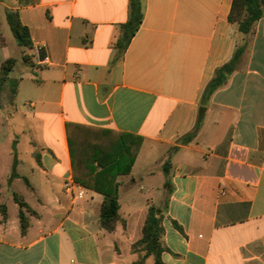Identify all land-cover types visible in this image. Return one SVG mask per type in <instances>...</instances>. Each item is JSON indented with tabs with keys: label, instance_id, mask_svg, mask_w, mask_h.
I'll return each mask as SVG.
<instances>
[{
	"label": "crops",
	"instance_id": "1",
	"mask_svg": "<svg viewBox=\"0 0 264 264\" xmlns=\"http://www.w3.org/2000/svg\"><path fill=\"white\" fill-rule=\"evenodd\" d=\"M233 1L142 0V24L119 54L131 0H0V76L17 60L8 76L16 93L0 94V194L12 193L15 209L0 195V264H134L151 206L163 217L165 264H264V18L242 34L229 21ZM9 11L29 29L31 65L20 66ZM244 44L196 137L181 144L207 85ZM70 124L142 141L130 174L117 176L112 232L100 222L103 194L65 192L74 180ZM15 196L37 213L26 234Z\"/></svg>",
	"mask_w": 264,
	"mask_h": 264
},
{
	"label": "trees",
	"instance_id": "2",
	"mask_svg": "<svg viewBox=\"0 0 264 264\" xmlns=\"http://www.w3.org/2000/svg\"><path fill=\"white\" fill-rule=\"evenodd\" d=\"M6 18L18 46L33 49L29 29L22 24L19 14L9 11ZM262 18H264V0L233 1L229 21L237 23L242 34H252L256 24ZM142 21V0H131L129 19L120 26V36L115 44L119 54L125 53L139 30ZM246 46L244 44L239 47L232 60L216 71L214 78L207 85L202 95L197 123L189 134L180 139L181 144H188L196 137L203 123L206 107L211 96L237 70ZM41 55L43 56V54ZM16 61L15 58H10L1 65L0 94L5 83L12 82L8 76L13 71ZM13 83L15 84V94L17 84L15 81ZM67 137L74 181L104 195L100 222L102 228L112 232L116 229L120 220L117 176L130 174L142 141L141 139L135 141L133 137H128L121 133L72 124L67 126ZM168 168L169 162H166L164 164L166 174ZM24 181L30 187L29 181L27 179H24ZM166 186H169V181H166ZM15 201L19 205L18 217L21 232L26 234L30 227L29 214L35 216L37 213L31 210L28 204L21 201L17 196H15ZM0 214L4 218L7 216V208L4 204H0ZM162 218L160 209L156 206H151L142 230V238L133 245L134 252H144V255L134 264H145L146 259L150 256L154 257V264H165L162 254L168 251V248L162 242L164 233ZM175 226L181 229L176 223Z\"/></svg>",
	"mask_w": 264,
	"mask_h": 264
},
{
	"label": "rangeland",
	"instance_id": "3",
	"mask_svg": "<svg viewBox=\"0 0 264 264\" xmlns=\"http://www.w3.org/2000/svg\"><path fill=\"white\" fill-rule=\"evenodd\" d=\"M11 37L15 40V37H13V36H11ZM22 49L25 52L18 53V60H20V66H23L25 64L31 65V63H32V55L29 54V51L27 50V48L22 47ZM16 63H17V61H16ZM2 88L7 90L6 91L7 93H5V96H4L5 100L8 101L9 98L12 100V97H13V94H14V90H15V84L13 83V81L11 83H9V84L6 82L5 85ZM1 97L2 96H0V99H1ZM5 188L6 187L4 186V189ZM14 188H15V192H17L25 201H27L30 204H32L34 202L31 192L26 188L24 183H20V182L17 183L16 182V185L14 186ZM5 191L6 190H4L3 193L1 192L0 195L1 196L4 195L5 197H8V195H9L10 201L7 200V202L10 205L11 213H13L15 211L14 206H13V202H12L13 194L12 193L9 194L8 192H5Z\"/></svg>",
	"mask_w": 264,
	"mask_h": 264
},
{
	"label": "built area",
	"instance_id": "4",
	"mask_svg": "<svg viewBox=\"0 0 264 264\" xmlns=\"http://www.w3.org/2000/svg\"><path fill=\"white\" fill-rule=\"evenodd\" d=\"M36 55L40 63H42L43 60H47V58L41 57V48L39 47L36 49ZM64 189L67 194L74 198L82 199L84 196V189L74 180H67L64 184Z\"/></svg>",
	"mask_w": 264,
	"mask_h": 264
}]
</instances>
